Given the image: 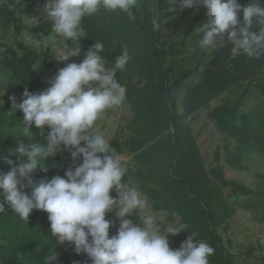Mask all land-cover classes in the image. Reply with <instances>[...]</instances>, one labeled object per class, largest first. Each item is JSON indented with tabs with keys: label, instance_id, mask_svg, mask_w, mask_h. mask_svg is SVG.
<instances>
[{
	"label": "trees",
	"instance_id": "16d2710c",
	"mask_svg": "<svg viewBox=\"0 0 264 264\" xmlns=\"http://www.w3.org/2000/svg\"><path fill=\"white\" fill-rule=\"evenodd\" d=\"M239 2L245 4L249 0ZM13 5L15 0H0V26L5 29L12 26L18 35L22 26ZM171 7H175V0H155L154 11L145 2L133 8L135 19H130L126 13L103 11L85 17L82 26L86 38L80 42L81 52L85 58L88 48L97 41L104 44L101 55L106 58L108 67H112L122 49L130 57L126 68L117 70L116 79L126 88L124 103L131 117L125 124L123 137L108 141L116 153L129 156L124 181L134 183L152 203L153 210L166 211L168 216L176 215L181 224L187 225V230L168 236L169 246H180L191 233H195L194 242L202 240L214 248L209 264H235L220 232V227L226 226L234 212L226 205L223 188L232 194L253 196L264 202V187H250L243 181L227 177L220 162V147H216L212 154L213 165H208L191 123L183 121L220 97L221 102L208 109L206 115L217 129L234 140L233 151L228 150V145L224 146L226 164L244 170V160L253 152L264 164V93L250 113L239 115V106L249 84L253 83L255 87L264 85V56L258 60L244 55L232 57L230 44L208 52L200 50L195 65L171 82L173 64L166 62L168 48L160 33L162 26L173 19L165 21ZM183 11L184 31L178 41L181 46L185 37L207 19L203 5L195 12ZM154 21L158 28H154ZM31 29L39 39L52 32L51 23L42 20ZM208 53L210 59L206 62ZM34 66L37 67L33 69ZM0 69L8 70L15 81L17 102H21L25 89L41 91L46 71L55 72L53 64L46 58L40 59L34 49L20 42L6 48V55L0 59ZM198 72L201 78L186 89L183 112L179 114L173 90L181 81ZM234 93H239L236 100L231 98ZM11 103H0V151L4 155H9V149H14L20 142L8 128H24L21 110L9 115ZM31 131L32 138L30 133L28 136L31 140L27 137L22 140L26 145L44 142L49 129L45 126L42 133L33 125ZM9 158L19 163L15 155ZM81 162L74 163L70 152L64 150L45 161L47 172L38 166L31 176L37 182L55 175L64 177L69 167L74 169ZM10 168L11 165L0 161V171L6 173ZM259 176L264 179V174ZM23 183L27 184V181ZM23 191L30 194L31 188L25 187ZM110 195L115 197L117 193L113 190ZM5 207L8 211L0 213V264H44V257L50 254L55 242L54 237L53 241L49 238L48 213L34 209L27 222L12 213L6 203ZM106 219L114 221L109 229L111 237L116 234L119 222L107 215ZM65 244H55L58 259L52 264L68 259Z\"/></svg>",
	"mask_w": 264,
	"mask_h": 264
},
{
	"label": "clouds",
	"instance_id": "9594fccd",
	"mask_svg": "<svg viewBox=\"0 0 264 264\" xmlns=\"http://www.w3.org/2000/svg\"><path fill=\"white\" fill-rule=\"evenodd\" d=\"M177 5L181 9L203 5L206 9V22L195 27L201 50L208 52L230 44L232 57L244 55L258 60L264 56L261 0L245 4L239 0H175L173 9ZM137 6L138 0H46L43 11L54 35L45 44L55 49L56 37H61L62 48L55 58L67 61L80 54V42L86 38L82 26L85 17L103 11L126 13L135 19L133 8ZM153 26L159 27L155 21ZM103 52L104 44L95 41L82 62L60 68L48 80L46 89H25L21 102L15 96L10 98L9 115L16 110L23 112L25 132L20 136L28 138L30 133L32 138L33 125L42 133L45 126L49 131L44 142L26 145L20 141L9 149V155L0 151V161L11 165L6 173L0 171V213L8 211L5 203L22 221L28 222L34 209L48 213L49 238L54 237L55 242L44 257V264L58 259L55 244L65 242L73 245L77 254L86 253L92 264H209L214 248L202 240L194 242L195 233L178 249L170 248L168 236L187 230V225L175 215L163 218L150 210L147 196L124 181L128 171L125 159L111 148L103 133L95 130L100 115L119 107L126 98V88L118 82L116 73L126 68L130 57L122 49L112 67H108ZM64 150L70 152L74 163L82 162L74 169L69 167L64 177L55 175L38 182L32 179L38 166L47 172L45 161ZM11 155L19 163L10 159ZM25 187L31 188L30 194L23 191ZM113 190L115 197L110 195ZM108 212L120 221L111 237L109 229L114 221L106 219ZM134 212L139 225L129 218ZM169 217L175 219L167 223ZM158 221L167 223V227L162 228Z\"/></svg>",
	"mask_w": 264,
	"mask_h": 264
},
{
	"label": "rangeland",
	"instance_id": "374dc122",
	"mask_svg": "<svg viewBox=\"0 0 264 264\" xmlns=\"http://www.w3.org/2000/svg\"><path fill=\"white\" fill-rule=\"evenodd\" d=\"M46 0H15V5L12 6L17 12L18 19L21 23L22 29L18 35L15 34L14 28L10 26L5 29L0 26V59L6 55V48L13 47L16 42H20L25 46L34 49L40 59L46 60L55 66V72L46 71L43 76V87L46 89L49 84L48 80L53 77L56 72L64 67L67 63H78L83 60L84 55L80 51L77 56L70 57L67 61H58L55 55L59 54V49L62 48V38L56 37L57 43L55 49L52 46H46L45 41L54 34L50 32L43 39H39L32 31L31 27L38 24L41 20L47 22L44 14V5ZM145 2L147 6L154 11L155 0H138V4ZM200 5L188 9L191 12L197 11ZM174 7H171V10ZM178 5L170 13L167 14L165 21L169 24L162 26L161 39L165 40L168 52L166 55V62H172L173 71L171 73V82L184 72L186 69L192 67L196 63V59L200 54L198 40L200 34L197 31L185 37L184 45H178V41L183 35V27L185 23L184 11ZM206 62L210 59V54L205 56ZM201 78V73H194L187 79L181 81L179 85L173 90L177 110L179 114L183 112V98L188 87L192 86ZM264 93V85L255 87L253 83L248 86V92L244 95L240 106L239 115L248 114L255 107V105L262 99ZM239 93L231 95L233 100L238 98ZM15 96L18 100L16 91V83L11 77L8 70L0 69V103H11V97ZM221 102L220 97L214 99L209 107L203 108L198 112L188 116L183 122H190L194 134L197 137V142L200 146L201 154L208 165H213L212 154L216 147H220V162L224 167V172L227 177L235 178L250 187H264V179L259 175L264 174V164L256 155L255 152L250 154L244 160L246 168L244 170L233 169L225 162L226 149L233 151L234 140L229 139L227 135L216 128L213 121L207 118L208 109L213 108ZM131 117L126 104L123 102L119 107L106 110L100 115L96 122L95 130L103 133L106 139L113 137H123L126 133L125 124ZM12 135L18 140L26 139L20 136L25 132V129L20 126H13L8 128ZM29 136V135H28ZM127 162L129 156L121 155ZM134 185V183L130 182ZM223 197L228 208H232L234 212L229 216L226 226L220 227V232L223 236L224 242L231 253L235 264H264V202L253 196H242L232 194L227 188H223ZM150 210L159 213L163 218H167L166 211H155L152 209V203L149 201ZM106 215L118 222L119 218L113 212H108ZM176 216V215H175ZM180 221L179 217L176 216ZM135 223L139 225L136 219V212L131 217ZM175 217H169L167 223H171ZM167 223L158 221V224L163 228L167 227ZM180 246L170 247L173 250ZM65 250L68 253V259L59 264H92L91 259L86 253L77 254L74 251V246L66 243Z\"/></svg>",
	"mask_w": 264,
	"mask_h": 264
}]
</instances>
